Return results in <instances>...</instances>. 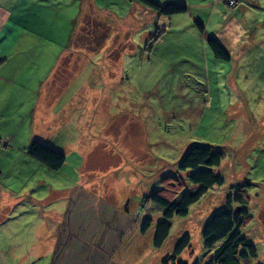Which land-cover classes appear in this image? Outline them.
Listing matches in <instances>:
<instances>
[{
  "label": "rangeland",
  "instance_id": "374dc122",
  "mask_svg": "<svg viewBox=\"0 0 264 264\" xmlns=\"http://www.w3.org/2000/svg\"><path fill=\"white\" fill-rule=\"evenodd\" d=\"M92 1L65 5L61 25L50 29L62 47L73 24L45 86L41 120L30 112L53 57L29 77L14 76L9 95L0 96V197L8 196L0 202V264H161L184 232L190 243L180 258L203 264L213 251L201 244L203 224L246 181L253 185L252 220L240 230L257 249L250 264H264V24L237 44L230 62L214 67L186 17L168 26L169 16L155 19L135 0H96L117 16ZM51 4L39 6L46 22ZM258 13L264 23V9ZM216 19H206L208 31ZM34 139L60 149L64 165L50 169L33 158ZM194 142L223 152L216 170L224 182L209 187L185 216H173L167 238L154 247L161 212L147 197L164 175L176 173ZM147 216L151 224L142 233Z\"/></svg>",
  "mask_w": 264,
  "mask_h": 264
},
{
  "label": "trees",
  "instance_id": "16d2710c",
  "mask_svg": "<svg viewBox=\"0 0 264 264\" xmlns=\"http://www.w3.org/2000/svg\"><path fill=\"white\" fill-rule=\"evenodd\" d=\"M135 1L155 11L157 15L170 16L187 10L186 4L179 2L160 4L155 0ZM194 23L199 31L203 30L201 21L195 20ZM158 35L153 37L156 38ZM206 43L215 56L224 60L230 59V55L216 38L209 36ZM28 152L50 169H60L65 162V156L60 150L37 139L30 143ZM223 156L221 150H214L209 144L194 142L178 160L176 173L161 178L160 184L147 197L161 212V219L156 222L152 239L154 247H159L167 238L173 216H185L190 205L198 201L209 187L224 182V178L216 170ZM252 186L251 181L237 184L233 190L225 194L223 207L214 211L203 224L201 244L205 248H213L203 264H250L257 258L255 244L240 230L252 220L248 209L250 203L248 190ZM150 224L151 217L147 216L142 222L140 231L145 232ZM189 243L190 235L184 232L177 239L172 251L163 256L161 264H200L197 260L189 263L180 258L182 251L189 248ZM188 250L189 255L192 256V251Z\"/></svg>",
  "mask_w": 264,
  "mask_h": 264
},
{
  "label": "crops",
  "instance_id": "0c3cea01",
  "mask_svg": "<svg viewBox=\"0 0 264 264\" xmlns=\"http://www.w3.org/2000/svg\"><path fill=\"white\" fill-rule=\"evenodd\" d=\"M155 1L160 4L168 2L186 4V12L191 13V15L188 13L185 16L186 12L170 15L167 24L170 26L174 22L173 19H181L180 21L184 24V18L186 17V21L188 22L187 29H195L194 21H201L203 30L199 31L196 28L195 34L199 35L198 41L202 43L201 53L203 57L205 60H210V63L214 67L221 66V60L224 59L215 56L207 45L206 40L209 36L216 38L229 55L231 53L230 59L227 60L230 62L233 55H235L233 53L239 50L237 44L246 41L245 37L249 33L252 39L255 35L254 33L261 31L260 28L256 30V27H261L264 24L258 22V20L262 19V17H258V11L264 9L262 8L264 3L262 0H239V3L233 8L228 7L222 0ZM92 2L95 3L99 10L105 9L112 12L108 6L98 5L96 0ZM43 3L44 0H0V96L5 97L9 95V93L5 92V88L7 82L12 83L14 76L23 74L25 77H29V70L38 71L42 65L46 64V59L48 60L53 57L50 68L47 71L48 76L43 78L41 87L39 86L40 89L38 88L39 93L37 91L38 99L34 105V109L30 112V114H33V119L38 120H41L39 116L40 114L42 115L43 107L47 104L48 95L45 91V86L50 79V75L53 76L56 73L60 58L68 47L73 32V24L67 41L62 47H59L57 40H55L58 37V31L54 32V30L50 31V29H54L55 27L53 26L59 24L61 17L59 13L62 7H65V5H71L72 7L73 5H77L76 0H53V4L51 5L54 8V14L52 19L46 22L44 19H41L42 8L39 7L40 5L44 6ZM80 7L79 5V9ZM196 7L203 10L206 9L205 13L195 12L194 9H198ZM63 13L67 15L68 12L63 10ZM112 13L116 15L114 12ZM214 14H217L216 28L208 31L206 19L212 17ZM160 16L162 15L155 14V19H158ZM155 19L153 21L157 22ZM162 21L165 23L166 19L164 18ZM242 57L244 56L242 55ZM26 82L28 84V81H25V84ZM66 87L68 89L70 86ZM66 87L64 86V89ZM81 122L76 125L78 128ZM6 197L8 196L3 194L0 197V202H3Z\"/></svg>",
  "mask_w": 264,
  "mask_h": 264
}]
</instances>
